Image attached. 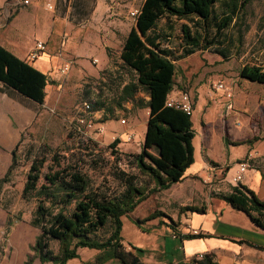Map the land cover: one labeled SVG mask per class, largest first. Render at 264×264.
Returning a JSON list of instances; mask_svg holds the SVG:
<instances>
[{
  "label": "rangeland",
  "instance_id": "374dc122",
  "mask_svg": "<svg viewBox=\"0 0 264 264\" xmlns=\"http://www.w3.org/2000/svg\"><path fill=\"white\" fill-rule=\"evenodd\" d=\"M242 1L216 0L212 13L217 17L224 15L230 2L235 4L231 22L222 34H214L213 28H210L208 35H203L200 46L174 59L173 85L190 94L194 102L198 101L191 116L192 125L199 134L201 125L210 127L211 143L206 148L207 153L216 158L224 156L215 137L216 127H219L223 141L234 144L230 153L238 152L239 148L252 150L255 153L252 167L258 168L264 165V83L240 78L238 69L244 64L264 68V0H247L241 6ZM182 24L191 26L190 21L173 16H162L156 24L160 45L170 48L175 57L183 47ZM205 38L209 40L207 45ZM34 61L36 63L35 59L31 63ZM115 64L118 65L117 71H121L127 79L134 77L133 72L117 62ZM217 82L231 89V109H225L224 103L228 99L221 89L215 88ZM120 86V82L107 80L88 79L82 82L80 79H52L44 88L41 103L12 87L4 89L5 92L0 91V177L9 164L12 149L16 155V164L7 181L0 186V264L17 258L15 245L10 240L11 227L22 228L29 238H34L38 232L29 224L34 202L21 197V188L33 155L49 154L53 150L77 162L87 175L89 185L100 194L114 195L123 189L119 171L132 176L136 183L146 188L152 186V180L138 170L134 160L140 151L139 140L144 134L147 109L133 102H123L117 106ZM141 96V92L135 93V97ZM83 101L89 105L99 103V108L93 111V116L98 115L99 118L93 117V121L104 127L102 133L83 128L78 134L71 129ZM121 118L125 120L124 123L119 122ZM128 134L131 135L129 139L126 138ZM115 138L118 143L110 146ZM114 149L121 152L124 162L121 167L116 165ZM124 152L129 156H124ZM150 152L155 153V150L150 149ZM197 178L205 194V197L200 196L201 199L215 196V192L219 191L202 178ZM167 197V190L149 193L137 204V211L149 213L161 206L162 213L167 215L182 209V205L170 200L168 204ZM7 219L11 221L10 226L6 225ZM156 227L145 219L137 220L135 213L131 212L121 216L119 233L128 243L137 244L136 248L141 250L139 256L144 252L151 255V250L160 245L157 230H151ZM109 229V225L98 229L94 237H106ZM49 245L56 251V240H51ZM96 250L79 246L75 249V255L67 258L64 264H89L92 257V264H122L117 258H105L97 263Z\"/></svg>",
  "mask_w": 264,
  "mask_h": 264
},
{
  "label": "trees",
  "instance_id": "16d2710c",
  "mask_svg": "<svg viewBox=\"0 0 264 264\" xmlns=\"http://www.w3.org/2000/svg\"><path fill=\"white\" fill-rule=\"evenodd\" d=\"M246 1L243 0L241 6ZM215 2L216 0H142L135 16V27L129 29L119 52L122 65L133 72L134 77L120 86L116 105L133 102L147 109L140 151L134 156V160L138 170L152 180L153 184L146 188L145 185L136 183L132 176L119 171L123 189L114 195H104L92 189L87 175L77 162H72L53 150L49 154L33 155L21 188V197L34 202L29 224L38 232L30 247L33 254H27L23 264H30L33 256L38 257L40 264H64L67 258L75 255V249L79 246L97 249V263L105 258H117L122 264H146L139 259L140 249L129 245L131 249L134 248L132 252L124 248L119 233L120 218L132 211L149 193L168 188L179 181L183 170L193 160L190 117L180 110L164 106L163 102L173 85L174 59L200 46L203 35H208L210 28H213L214 34H222L231 22L236 10L235 4L230 2L224 15L217 17L212 13ZM162 16L186 19L191 23V26L182 24L180 27L183 47L176 57L170 48L160 45L156 24ZM208 43L209 40L206 39L205 44ZM28 62L29 60L19 59L0 46V91L5 92L4 89L12 87L41 103L44 88L50 79ZM238 76L264 83V68L244 64L238 69ZM138 91L143 96L135 97ZM144 96L147 98L144 99ZM98 108L99 103L89 105L90 111ZM71 129L80 133L73 125ZM117 143L118 139L115 138L110 146ZM150 149H154L155 153L150 152ZM113 152L115 162L122 159L121 152L116 149ZM125 152L123 155L129 156ZM15 164L16 155L12 149L9 164L0 177V186L7 181ZM222 198L233 208L243 211L253 224L264 228V200H260L252 190L241 184L232 185ZM185 209L203 212L204 206H186L183 210ZM160 213L162 212H150L144 219ZM6 225L10 226L11 221L7 219ZM106 225L110 228L108 235L102 239L94 237L96 231ZM199 235L200 233H186L183 236ZM51 240L57 241L56 251L50 248ZM209 258L208 253H202L199 258L193 257L186 264H214Z\"/></svg>",
  "mask_w": 264,
  "mask_h": 264
},
{
  "label": "crops",
  "instance_id": "0c3cea01",
  "mask_svg": "<svg viewBox=\"0 0 264 264\" xmlns=\"http://www.w3.org/2000/svg\"><path fill=\"white\" fill-rule=\"evenodd\" d=\"M141 2L56 0L54 10L49 11L43 8L41 0H31L28 5L18 8L11 5L9 0H0V46L13 56L26 60L34 42L41 40L45 43V52L35 58L36 63H28L43 72L48 79L69 78L80 79L82 82L88 79L107 80L122 85L128 79L121 71H117L118 65L115 62L123 66L119 58L121 45L129 29L135 27V19L128 13L132 8L139 7ZM115 57L116 61H113ZM65 61H71V65L66 73L61 74L58 69ZM225 88L231 92L226 84ZM179 91L183 90L172 85L169 93ZM221 91L225 94L223 89ZM190 98L193 160L183 170L179 181L161 189L167 190L170 197H167L168 202L170 200L171 203L182 205V209L167 215L160 213L145 220L157 226L151 230H157L160 245L151 250V255L144 252L139 259L146 264H186L193 257L208 253L214 264H264V228L253 224L243 211L233 208L222 198L232 185H236L231 181L235 158L243 157L249 150L239 148L238 152L230 153L234 144H226L221 130L216 127L218 130L215 131V137L224 156L216 158L207 153L206 148L211 143L210 127L204 128L200 124V134L195 132L191 116L198 101L194 102L191 95ZM230 98L224 103L227 110L231 109ZM93 117L99 118L98 115ZM142 138L139 140L140 145ZM208 174V185L219 191L215 192V196L201 199L200 196L205 197V194L197 183V177L203 180ZM237 184L252 190L260 200H264V165L248 169ZM191 205H203L204 211L183 210ZM137 207L129 212H134L137 220L144 219L150 213L137 211ZM153 211L163 212V208L160 206ZM189 227L198 228L200 235L184 237ZM9 234H12L10 240L15 245L17 258H10V262L3 264H23L26 255L33 254L30 247L34 238H29L19 227H11ZM121 242L126 249L134 252V248L131 249L129 245L136 247L137 244L128 243L122 237ZM97 253L96 250L94 255ZM88 263H93V257ZM30 264H40L38 257L33 256Z\"/></svg>",
  "mask_w": 264,
  "mask_h": 264
},
{
  "label": "built area",
  "instance_id": "2783aa9c",
  "mask_svg": "<svg viewBox=\"0 0 264 264\" xmlns=\"http://www.w3.org/2000/svg\"><path fill=\"white\" fill-rule=\"evenodd\" d=\"M41 1H42V6L44 9L49 10V11L54 10L56 0H41ZM9 2L11 5L18 8V7H23V6L28 5L31 2V0H11V1L9 0ZM138 10H139V7L132 8L128 13L129 16L132 17V19H135V16L138 13ZM45 50H46L45 43L41 40H36L34 42L32 48L28 52L26 59L29 61L34 60L39 55L44 53ZM70 65H71V61H65L60 66V68L58 69L59 73H61V74L66 73L68 71ZM214 86L216 89H221V90L223 89L225 92V96L227 98L231 97L230 90L225 88V85H223L221 82L215 83ZM163 104L166 107H171L173 109L180 110L188 116L191 115V112H192L191 98H190V95L185 91H179L177 93H168L164 99ZM227 105H228V107L230 106V104H227ZM78 112H79V114L74 117L75 123L73 124V128L75 130L82 132L83 128H85V129L91 128V130H94L97 134H100L103 132V130H104L103 126L101 124L93 121V111L89 110V105L87 102H85V101L82 102V105L78 109ZM87 116H90V117H87ZM120 122L123 123L124 119L121 118ZM130 137H131V135L128 134L126 138L129 139ZM254 156H255V153L252 150H250V151H247L241 159H239L233 163L234 170H233V173L231 175V181L233 183H236V184L239 183L241 181V179L243 178L244 173L248 169H253L252 166H253V157ZM116 164L119 167H121V166H123L124 162L122 159H117ZM209 176L210 175L208 174L207 178L203 179V181L208 182ZM188 231H189L188 233H190V234H199L200 233L199 229L194 228V227H189ZM172 236H175V235L172 234ZM126 250H130V249L127 248ZM201 254L199 255V257L201 256Z\"/></svg>",
  "mask_w": 264,
  "mask_h": 264
}]
</instances>
